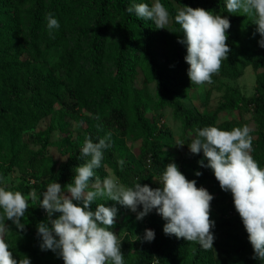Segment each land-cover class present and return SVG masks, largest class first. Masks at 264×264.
Listing matches in <instances>:
<instances>
[{"label":"trees","instance_id":"1","mask_svg":"<svg viewBox=\"0 0 264 264\" xmlns=\"http://www.w3.org/2000/svg\"><path fill=\"white\" fill-rule=\"evenodd\" d=\"M24 0H0V9L11 6L13 2L22 3ZM32 1L29 13V26L22 33L11 27L0 33V138L4 140L5 151L2 155L4 164L0 166V187L5 190L19 191L26 198L28 193L35 189L37 194L46 189L50 183L56 182L63 188L72 182L76 175L75 167L85 163L89 157H81L80 150L86 139L91 138L95 143L105 137L101 133L90 135L80 134L66 142V160L49 172L46 177L31 183L18 181L5 186L2 178L6 177L21 157L33 163L36 152L28 149L26 143L19 136L23 130L32 128L38 120L51 114L56 104H60L67 114L76 118L78 107L87 106L92 111L99 110L103 103L108 107L107 117L116 129L125 132L133 123L141 129L142 144L140 159L149 162V169L134 166L131 161L120 159L121 149L110 138V146L103 150V159L99 168L94 169L95 176L106 177L104 162L108 158L111 162L113 174L126 187H133L136 182L141 186L148 185L155 189L162 187L161 177L165 171L166 160L161 156L159 136L169 133L163 125L155 129L150 126L143 114V108L136 102L133 105L134 122L128 120L126 110L119 104V88L117 77L110 80L104 73L101 63L103 51L100 41L107 28L116 25L119 28L120 40L115 57L117 76L127 70L130 63L136 61L135 54L140 48L147 56V67L156 85V91L161 105L171 107L173 114L182 119L183 141L188 146L196 136L195 129L206 126H215L220 130L233 129L231 121H217V110L237 103L250 105L258 119L264 123V50L258 44L260 35L254 24L256 17L244 14L241 11L229 13L226 9V0H174L179 6L203 8L213 15L227 18L230 28L227 30V44L231 49L228 58L221 62L220 76L237 78L242 69L250 65L252 69H262L255 76V93L251 96L243 95L236 87L227 86L229 95L226 103L210 113L194 114L186 108L179 97L183 96L185 84L189 81L187 70L189 65L184 57L187 55L186 44L179 43L184 39L181 26L175 23L177 14L173 7L169 11L173 20L174 39L172 58L167 64H159L152 60L144 39L138 35V25L142 19L134 13L125 11L132 4L143 3L140 0H28ZM52 13L59 25L64 14L71 15L81 25L86 17L89 23L76 30L72 42L64 39L59 28L52 29L50 36L47 27L46 14ZM60 27V26H59ZM143 36V33H142ZM59 47L61 52L57 60L45 67L38 61L44 59L46 53ZM25 54L24 57H21ZM53 119L47 127L38 131L33 138L35 143L45 145L49 134L53 131ZM163 127V128H162ZM259 147L264 148V132L252 140V157L260 168H264V155L258 153ZM194 174L186 176L188 180H209L218 188V195L213 196L210 203H223L226 210H235L230 192L220 188L213 171L208 167H201L198 161L207 160L203 153L192 154ZM123 160L121 166L118 161ZM195 172H200L196 176ZM93 178V181L95 179ZM154 177V178H153ZM66 186L62 189L65 190ZM74 203H79L73 201ZM103 203L106 207H115L117 215L110 231H117L121 211L125 208L118 202L98 197L91 205ZM82 206V205H81ZM140 210L138 206L137 211ZM59 216L53 213L52 219ZM25 229H15L3 237L13 258L19 261L24 256L30 259V264H64L58 253L51 250H41L42 240L37 233V225L47 222L48 216L39 204L28 198V209L24 216ZM132 218L126 220V231L119 238L123 264H264V260L255 259L249 240L231 239L227 244H221L223 255L215 256L212 249H203L198 242L186 241L175 235H167L163 227L167 221L150 215L146 224L153 230L155 237L151 242L143 239L131 240L133 232ZM50 227V225H49ZM244 229L240 217H223L214 221L212 233L217 236L223 232L228 236L236 230ZM111 264V262H109Z\"/></svg>","mask_w":264,"mask_h":264},{"label":"clouds","instance_id":"2","mask_svg":"<svg viewBox=\"0 0 264 264\" xmlns=\"http://www.w3.org/2000/svg\"><path fill=\"white\" fill-rule=\"evenodd\" d=\"M226 9L229 13L253 14L256 31L261 37L258 44L264 47V0H226ZM125 11L154 21L156 28L164 29L169 23V12L160 0L151 7L146 3L132 4ZM46 19L52 36L51 30L60 25L52 13H47ZM174 20L184 35V39L178 42L187 46L184 59L189 65L187 75L190 81L197 85L211 83L212 75L220 70L221 62L231 52L227 44L229 20L203 8L181 5ZM250 131L247 125L230 131L215 126L197 128L188 147L192 154L203 153L207 164L198 161L200 166L210 168L220 188L231 193L234 208L248 234L253 258L264 260V169L250 155ZM110 137L111 133H108L95 143L91 138L85 140L80 155L90 159L74 168L76 175L65 185L66 191H62L65 186L62 188L53 182L39 195L35 189L28 193V198L35 204L39 200V206L48 216L47 222L37 225L41 250L58 253L64 264H123L120 243L116 234L109 230L115 223L117 209L100 203L94 211L91 210L92 203L105 196L136 213L137 220L155 209L167 221L163 227L165 234L198 242L205 250L213 249L214 221L210 219L213 196L205 188L197 187L195 180H188L175 163L165 166L161 177L163 186L155 189L138 182L133 187H125L115 176L103 179L95 176L94 169L100 167L103 150L110 146ZM118 164L122 166L124 161L120 160ZM195 175L201 173L195 172ZM90 187L92 190H87ZM28 198L19 191L0 187V208L3 209L0 264H30L26 256L19 261L14 259L3 239V234L9 230L3 222L5 220L12 221L17 229L24 231L21 218L28 209ZM53 213H59V216L52 219ZM154 237L153 230L145 229V241L151 242Z\"/></svg>","mask_w":264,"mask_h":264},{"label":"rangeland","instance_id":"3","mask_svg":"<svg viewBox=\"0 0 264 264\" xmlns=\"http://www.w3.org/2000/svg\"><path fill=\"white\" fill-rule=\"evenodd\" d=\"M140 2L146 3L151 7L156 0H140ZM32 3V1L24 0L22 3L13 2L11 6H3L0 9V33L11 27L17 28L19 33H22L28 28L29 13ZM160 3L169 12V23L165 25L164 29L156 28L154 21L148 19L140 18L142 19L141 23L134 19V23L136 26L138 25V35L144 39V43L148 47V51L150 52L149 55L152 60L164 65L168 63L174 53V28L169 7H173L177 12L180 6L174 0H160ZM82 19L85 22L81 25V23L74 20L71 15L64 14L62 16L59 29L64 34V39L72 42L76 36V30L81 29L83 25L89 23L86 21V17ZM119 40V28L116 25H112L107 28L100 41L103 51V56L101 58L102 68L105 75L110 80H115L117 77V86L120 92L119 104L126 110L130 122H134L135 117L132 108L137 102L139 106L143 108V114L150 126L158 129L160 125H163V127L167 128L169 133L159 136L161 156L165 158L167 162L166 165L175 163L178 170L184 174L185 177L194 174V167L192 166L193 160L191 157L192 153L183 141L182 119L173 114L171 107L161 105L156 91L155 81L147 67L148 57L145 56V53L138 48L135 54L136 61L130 63L127 70H125L122 75L117 76L115 57L119 47ZM260 49L264 50V47H260ZM60 52L61 49L59 47H54L46 53L44 59H39L38 62L45 67H50L57 60ZM24 56L25 54L21 55V57ZM259 71H262V69L254 70L250 65H247L242 69L241 74L237 78L232 79L220 76L217 72L212 75L211 83L197 85L190 80L186 81L184 82V94L179 97V101L196 115L213 112L221 103H226L229 98V95L226 93L227 86L236 87L245 96L253 95L256 90L255 76ZM107 112L108 107L105 103L96 111H92L87 106H80L78 107L77 117L72 118L60 104H56L51 114L40 118L34 127L23 130L20 133L19 138L26 143L27 148L37 151L36 160L30 163L25 157H21L9 174L2 178V184L9 186L21 180L31 183L46 177L49 172L54 171L60 163L66 160L68 156V152L64 151L66 142L70 139H74L80 134L88 136L91 133H101L103 135L111 133L110 138L117 143L118 147L121 149L119 152L120 159L129 160L136 167L149 169V162L146 161V163H144L140 159L142 144L141 129H138L135 124L131 123L129 129L125 132H121L108 120ZM96 117H99V119H96ZM52 119L54 129L49 134L46 144L41 146L35 143L33 141L34 135L47 127ZM217 121H231L233 128L247 125L251 129L250 135L252 140L255 139L260 132H264V123L258 119L250 105H244L243 103H237L233 106L218 109ZM4 143V140L0 138V166L4 164L2 157L5 151ZM257 152L264 155V148L259 147ZM250 155L252 156V152ZM104 171L106 176H115L108 158L104 162ZM195 181L197 187L205 188L212 196L219 194L218 188L209 180L196 179ZM45 190L46 189L42 190L41 193ZM87 190L92 189L90 187ZM62 191H66V189ZM40 199H42V196ZM36 203L39 204V200ZM152 214H154L156 218H162V216L153 209L141 220H137L136 213L125 207L121 211L119 228L113 233L116 234L119 240L126 231L124 222L132 218L131 227L133 232L130 235V239L133 241L136 237L143 235L145 229H148L146 220ZM228 216L239 217V214L234 209L226 210L223 203H210V219L212 221H217L220 218ZM0 217H3L2 208H0ZM25 221V218L22 217L21 223H25ZM3 222L9 229L3 234V237H5L10 231L15 230L16 226L10 220H5ZM231 239L248 240V234L245 229L236 230L229 236L223 232H219L217 236H214L212 249L214 255H223V249L220 245L227 244Z\"/></svg>","mask_w":264,"mask_h":264}]
</instances>
